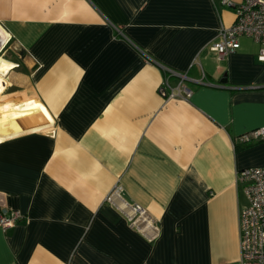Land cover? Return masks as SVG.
<instances>
[{"label": "crops", "instance_id": "obj_1", "mask_svg": "<svg viewBox=\"0 0 264 264\" xmlns=\"http://www.w3.org/2000/svg\"><path fill=\"white\" fill-rule=\"evenodd\" d=\"M234 19L222 0H0V208L24 216L0 264H240L264 61L248 38L209 49ZM170 72L188 97L162 94Z\"/></svg>", "mask_w": 264, "mask_h": 264}, {"label": "built area", "instance_id": "obj_2", "mask_svg": "<svg viewBox=\"0 0 264 264\" xmlns=\"http://www.w3.org/2000/svg\"><path fill=\"white\" fill-rule=\"evenodd\" d=\"M224 6L233 9L234 22L227 27H221L217 38L209 49L221 59L240 48V39L248 38L259 45L258 59L264 61V0H242L234 3L222 0ZM170 75H178L180 80L176 87L168 81ZM185 76L170 72L162 82L161 92L168 98L175 96L188 97L191 90L184 84ZM167 90L168 93H167ZM264 141V127L258 128L250 134L243 135L242 141ZM237 179L242 183L247 205L238 210V239L240 264H264V167H250L241 169ZM121 191L115 185L112 193ZM129 220L132 224H150L146 210L139 204L130 205ZM24 216L20 211L0 208V228L6 231L13 228Z\"/></svg>", "mask_w": 264, "mask_h": 264}, {"label": "bare ground", "instance_id": "obj_3", "mask_svg": "<svg viewBox=\"0 0 264 264\" xmlns=\"http://www.w3.org/2000/svg\"><path fill=\"white\" fill-rule=\"evenodd\" d=\"M1 34H2V30L0 29V45H1ZM11 66H12V62L0 57V76H5L9 71V69L11 68Z\"/></svg>", "mask_w": 264, "mask_h": 264}, {"label": "rangeland", "instance_id": "obj_4", "mask_svg": "<svg viewBox=\"0 0 264 264\" xmlns=\"http://www.w3.org/2000/svg\"><path fill=\"white\" fill-rule=\"evenodd\" d=\"M2 42V41H1ZM2 44V43H1ZM1 54V53H0ZM19 55H21L20 54V52L19 51H17V56H19ZM0 57H2L1 55H0ZM3 58V57H2ZM3 59H5V58H3ZM7 60V59H6ZM9 61V60H8ZM246 205H247V203H246ZM245 206V205H244Z\"/></svg>", "mask_w": 264, "mask_h": 264}, {"label": "water", "instance_id": "obj_5", "mask_svg": "<svg viewBox=\"0 0 264 264\" xmlns=\"http://www.w3.org/2000/svg\"><path fill=\"white\" fill-rule=\"evenodd\" d=\"M12 135H14V134H11V135L4 136L3 138H6V137H8V136H12ZM3 138H2V139H3Z\"/></svg>", "mask_w": 264, "mask_h": 264}]
</instances>
